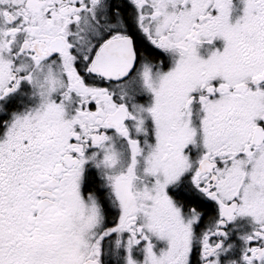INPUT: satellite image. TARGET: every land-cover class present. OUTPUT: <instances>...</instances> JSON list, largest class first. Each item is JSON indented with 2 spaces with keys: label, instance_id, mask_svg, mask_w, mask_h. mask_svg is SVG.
Returning a JSON list of instances; mask_svg holds the SVG:
<instances>
[{
  "label": "snow or ice",
  "instance_id": "obj_1",
  "mask_svg": "<svg viewBox=\"0 0 264 264\" xmlns=\"http://www.w3.org/2000/svg\"><path fill=\"white\" fill-rule=\"evenodd\" d=\"M0 264H264V0H0Z\"/></svg>",
  "mask_w": 264,
  "mask_h": 264
}]
</instances>
